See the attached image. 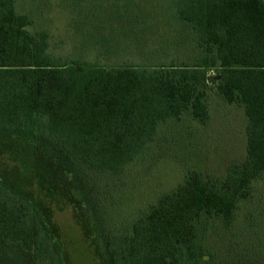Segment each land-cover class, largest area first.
Wrapping results in <instances>:
<instances>
[{
  "label": "trees",
  "instance_id": "1",
  "mask_svg": "<svg viewBox=\"0 0 264 264\" xmlns=\"http://www.w3.org/2000/svg\"><path fill=\"white\" fill-rule=\"evenodd\" d=\"M176 12L200 46L192 62L108 66L57 57L49 33H32L29 16L17 13L15 0H0L2 141L13 140L7 134L15 131L24 144L22 139L33 132L72 169L78 164L117 174L170 118L189 113L207 125L212 87L245 111L244 161L229 165L223 176L189 169L128 231L108 236L103 248L111 264L213 259L200 240L201 230L231 225L240 201L249 199L254 181L264 177V0H179ZM13 157L0 146V239L18 245L36 262L62 264L35 202L24 194L41 170L37 167L34 174Z\"/></svg>",
  "mask_w": 264,
  "mask_h": 264
},
{
  "label": "rangeland",
  "instance_id": "2",
  "mask_svg": "<svg viewBox=\"0 0 264 264\" xmlns=\"http://www.w3.org/2000/svg\"><path fill=\"white\" fill-rule=\"evenodd\" d=\"M178 1L15 0V8L29 16L32 33H49L51 52L66 61L148 66L192 62L198 55L195 32L178 18ZM208 99L207 125L189 113L170 118L117 174L78 164L72 169L56 147L58 159L33 132L22 139L34 148L29 151L18 139L19 132H8L11 141L0 140L5 154L12 152L20 167L27 165L34 174L41 170L36 177L44 185L39 186L36 178L24 194L35 202L62 264H111L103 248L108 236L128 231L161 195L183 181L189 169L223 176L229 165L244 161L247 117L243 107L228 103L215 87L208 90ZM200 240L214 257L198 264H264V177L254 181L251 197L240 201L231 225L202 229ZM47 261L36 262L18 245L0 239V264Z\"/></svg>",
  "mask_w": 264,
  "mask_h": 264
}]
</instances>
